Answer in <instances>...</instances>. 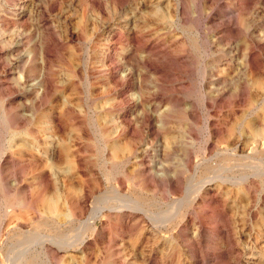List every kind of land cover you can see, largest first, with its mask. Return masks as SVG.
Listing matches in <instances>:
<instances>
[{"label": "rangeland", "instance_id": "374dc122", "mask_svg": "<svg viewBox=\"0 0 264 264\" xmlns=\"http://www.w3.org/2000/svg\"><path fill=\"white\" fill-rule=\"evenodd\" d=\"M0 264H264V0H0Z\"/></svg>", "mask_w": 264, "mask_h": 264}, {"label": "bare ground", "instance_id": "6f19581e", "mask_svg": "<svg viewBox=\"0 0 264 264\" xmlns=\"http://www.w3.org/2000/svg\"><path fill=\"white\" fill-rule=\"evenodd\" d=\"M70 244H72V243H70ZM59 245V244H58ZM67 245H69V244H67ZM73 245V244H72ZM62 246H64V244H62ZM70 246V245H69ZM67 247V246H66ZM60 248H61V246H60ZM61 250V249H60Z\"/></svg>", "mask_w": 264, "mask_h": 264}]
</instances>
